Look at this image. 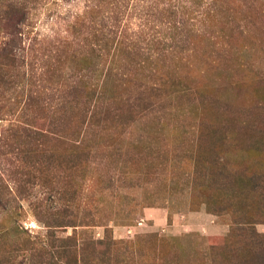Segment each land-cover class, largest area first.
Returning <instances> with one entry per match:
<instances>
[{
	"label": "rangeland",
	"instance_id": "obj_1",
	"mask_svg": "<svg viewBox=\"0 0 264 264\" xmlns=\"http://www.w3.org/2000/svg\"><path fill=\"white\" fill-rule=\"evenodd\" d=\"M0 264H264V0H0Z\"/></svg>",
	"mask_w": 264,
	"mask_h": 264
},
{
	"label": "trees",
	"instance_id": "obj_2",
	"mask_svg": "<svg viewBox=\"0 0 264 264\" xmlns=\"http://www.w3.org/2000/svg\"><path fill=\"white\" fill-rule=\"evenodd\" d=\"M158 43H159V41H158ZM164 44V43H163ZM147 43H146V46L145 47H141V45L140 46H138V49H144V48H146L147 47ZM120 46V45H119ZM133 44H131V45H129V48L132 50L133 48ZM173 44L172 45H170V46H168L167 47V49H168V52H170L172 49H173ZM152 54L151 53H148V56H151ZM114 59V58H113ZM127 59L128 60H130L131 58H129V57H127ZM144 59H146L145 57H141V59H140V61H143V62H140V63H138L137 65H141V64H143L145 61H144ZM118 68V67H117ZM140 94V93H139ZM147 97L148 96H146V97H140L139 95L137 96H135V98L134 99H137V100H139V101H146L147 100ZM145 104V103H144ZM127 108L128 109H130L131 108V106H129V104H127ZM111 107V105H105V108H104V110H103V116L102 117H106V116H108V115H116L117 114V112L115 111L116 109H118V106H113V109H112V111L113 112H115V113H113V114H109V108ZM81 115H83V114H81ZM81 115L79 116V117H81ZM85 115V114H84ZM91 115H94V116H97L98 118L99 117H101V115H100V107L97 109V110H95V112H93ZM49 221H53V222H57V218H51V220H49ZM59 221H61V220H59ZM47 225H49V223H46L45 224V226H47Z\"/></svg>",
	"mask_w": 264,
	"mask_h": 264
},
{
	"label": "crops",
	"instance_id": "obj_3",
	"mask_svg": "<svg viewBox=\"0 0 264 264\" xmlns=\"http://www.w3.org/2000/svg\"><path fill=\"white\" fill-rule=\"evenodd\" d=\"M145 213H146V214H150L151 212H149V210H145Z\"/></svg>",
	"mask_w": 264,
	"mask_h": 264
}]
</instances>
